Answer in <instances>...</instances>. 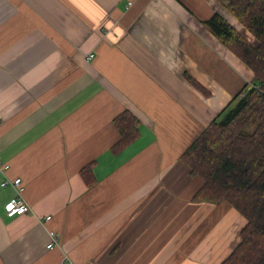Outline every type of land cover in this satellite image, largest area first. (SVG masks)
Returning a JSON list of instances; mask_svg holds the SVG:
<instances>
[{
	"label": "crops",
	"instance_id": "0c3cea01",
	"mask_svg": "<svg viewBox=\"0 0 264 264\" xmlns=\"http://www.w3.org/2000/svg\"><path fill=\"white\" fill-rule=\"evenodd\" d=\"M216 14L258 44L225 0H0V264L231 255L246 219L194 201L204 181L182 159L255 80L206 27ZM124 112L140 134L115 151ZM6 179L22 180L30 213L6 216Z\"/></svg>",
	"mask_w": 264,
	"mask_h": 264
},
{
	"label": "trees",
	"instance_id": "16d2710c",
	"mask_svg": "<svg viewBox=\"0 0 264 264\" xmlns=\"http://www.w3.org/2000/svg\"><path fill=\"white\" fill-rule=\"evenodd\" d=\"M225 6L258 45L218 14L205 25L254 73L255 80L206 128L182 159L191 174L204 181L194 201L228 203L247 221L240 242L222 264H264V0H225ZM115 124L121 140L114 150L119 151L139 137L140 123L124 112ZM91 174V166L82 171L89 184Z\"/></svg>",
	"mask_w": 264,
	"mask_h": 264
},
{
	"label": "built area",
	"instance_id": "2783aa9c",
	"mask_svg": "<svg viewBox=\"0 0 264 264\" xmlns=\"http://www.w3.org/2000/svg\"><path fill=\"white\" fill-rule=\"evenodd\" d=\"M92 58H93V55H90L89 59H92ZM0 123H1V120H0ZM8 168L9 166L5 164L2 158L0 157V172H4ZM2 186L4 187L11 186L18 193V197L6 205V216L8 218L13 219V218H16V217H19V216H22V215H25L31 212L30 205L22 197L24 188H23V183L21 179H15V180L6 179L2 183ZM49 220H51V217L46 218V221H49ZM50 237H51V242L47 246L48 249H53L61 245L60 236L57 233L50 232ZM64 264H72V263H69L65 260Z\"/></svg>",
	"mask_w": 264,
	"mask_h": 264
},
{
	"label": "rangeland",
	"instance_id": "374dc122",
	"mask_svg": "<svg viewBox=\"0 0 264 264\" xmlns=\"http://www.w3.org/2000/svg\"><path fill=\"white\" fill-rule=\"evenodd\" d=\"M258 45V44H257Z\"/></svg>",
	"mask_w": 264,
	"mask_h": 264
}]
</instances>
